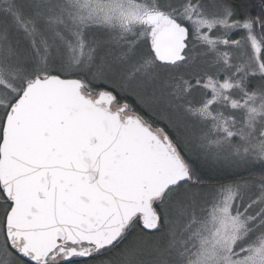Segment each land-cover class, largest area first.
Returning <instances> with one entry per match:
<instances>
[{
  "label": "snow or ice",
  "instance_id": "obj_1",
  "mask_svg": "<svg viewBox=\"0 0 264 264\" xmlns=\"http://www.w3.org/2000/svg\"><path fill=\"white\" fill-rule=\"evenodd\" d=\"M0 264H264V0H0Z\"/></svg>",
  "mask_w": 264,
  "mask_h": 264
}]
</instances>
